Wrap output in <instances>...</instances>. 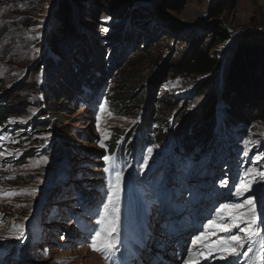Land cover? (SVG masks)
<instances>
[{"label": "rangeland", "instance_id": "1", "mask_svg": "<svg viewBox=\"0 0 264 264\" xmlns=\"http://www.w3.org/2000/svg\"><path fill=\"white\" fill-rule=\"evenodd\" d=\"M61 1L0 0V102L19 101L13 111L22 112L8 116L0 128V264H181L177 248L186 256L199 243H220L232 236L240 238L245 247L242 253L248 254L239 255L234 262L228 260L231 255L221 259L218 255L217 264H264V231L261 235V229L258 231L264 219L248 230V216L232 226L233 216L245 209L216 211L222 204H242L248 198L249 192L237 194L236 187L242 177L254 179L245 177V170L264 172V115L255 118L245 133L248 135L241 137L233 125L226 128L229 134L223 130L221 116L225 113L218 112L204 156L190 166L179 165L172 157L169 133L184 105L195 124L206 100L199 95L206 78L176 76L170 71L171 60L193 41L208 47L210 38L217 37L216 25L229 35L215 48L220 73L244 34L264 32V0L227 4L217 18L211 12L219 0H183L180 11L172 13H160L154 2L136 4L122 18L87 1L73 3L76 31L91 36L93 45L103 50L111 74L99 97L90 99L86 93L88 96H80L77 109L68 102L66 110L58 108L59 113L42 117L40 110L50 101L52 82L67 58L56 63L50 47L52 37L61 36L63 26L55 14ZM96 12L97 19L88 23L86 18ZM64 39L68 44L57 45L60 52L77 41L71 36ZM144 47L146 53L136 58L135 49ZM85 53L93 55L88 50ZM122 76L130 78L126 88L136 91V97L153 85L158 87L156 98L164 100L159 107L166 109L158 123L168 137L157 148L150 147V154L148 146L138 142L142 138L138 130L142 108L136 109L134 100L123 109L109 101ZM219 76L211 81L216 83ZM215 83L220 100V81ZM168 102L177 105L170 110ZM40 122H47L45 129L39 128ZM11 130L30 135L31 140L19 148ZM117 131L136 136L130 155L134 162H116L115 156H110L122 177L115 201L118 211L112 213L110 205L105 214L115 172L104 171L108 165L102 157L108 155L109 141L115 140ZM122 139H116L117 144ZM55 143L60 154L53 160L47 152ZM255 180L252 187L260 198L256 210L258 217H264V182ZM60 189V200L49 205L54 191ZM9 192L15 194L6 195ZM104 215L108 219L101 230L96 221ZM14 224L23 225L19 239L20 230L13 231ZM221 226L229 231H221ZM97 231H101L96 237L97 248L114 247L104 252L93 250ZM140 240L146 248H142L140 260H134V245ZM213 248L221 253L217 245ZM238 250L241 252L240 247Z\"/></svg>", "mask_w": 264, "mask_h": 264}, {"label": "trees", "instance_id": "2", "mask_svg": "<svg viewBox=\"0 0 264 264\" xmlns=\"http://www.w3.org/2000/svg\"><path fill=\"white\" fill-rule=\"evenodd\" d=\"M82 0H62L57 7L55 14L57 15V22L62 24L60 38L52 37L50 47L52 56L56 57V63H59L63 57L65 58L64 69L56 75L55 80L52 82V96L49 102H44L43 110L40 113L42 117L46 115L59 113L58 108L66 110L67 103L73 104L77 109L81 104L80 96L86 93L89 98L93 99L102 93L104 84L110 72L106 68L103 50H99L96 45H93L91 36L79 34L74 27L72 16L74 15L72 4L80 3ZM97 6L98 9L103 8L108 12L117 14L122 18L127 14L131 8L136 4H150L155 3V8L160 13L178 12L183 6V0H83ZM240 0H219L217 8L212 9L211 15L217 18L223 12V7L227 4L235 5ZM93 13V12H92ZM90 13L86 18L89 23L91 19H97L98 13L94 15ZM217 37L210 38V45L203 48L196 45L195 41L176 53V59L170 66L171 70L176 76H196L199 78H206L202 82V87L199 89V95L206 97L202 102L200 111L197 113L196 123L193 124L190 115L191 111H186L184 105L179 116L175 120V126L169 133L172 134V157L178 161L179 165H194L201 160L207 150L206 144L212 137L211 131L215 128L218 112L225 113L221 116L223 130L227 126L233 125L236 135L243 136L249 131V127L253 124L255 118L264 115V32H249L244 34L240 41L237 42L234 50L228 57L226 64L221 68L220 59L215 48L229 39L226 31L214 25ZM71 36L76 38V42L70 47H66L61 52L58 51V46H67L65 37ZM80 37V39H79ZM79 41V42H78ZM119 41L114 39L113 43ZM64 43V44H63ZM58 45V46H57ZM57 47V48H56ZM187 49V50H186ZM90 51L89 55L85 51ZM209 51H212L210 53ZM136 58L146 53L145 47L143 49H135ZM223 65V64H222ZM169 67V66H168ZM218 71V73H217ZM220 75V100L217 90L213 88L214 81L211 77ZM124 77V76H122ZM120 77L118 87L113 90L109 101L113 107L123 109L127 107L130 100H134L135 108H142V122L138 126L142 138L138 140L139 145L147 148H157L167 140V134L161 130V123L159 120L164 113L165 107L164 100L156 98L157 86L150 85L136 97V91H129L126 86L130 83V78L125 76ZM208 77V78H207ZM58 78V79H57ZM215 83V86H216ZM120 85V86H119ZM212 92V93H211ZM217 92V93H216ZM210 93V96L207 97ZM87 95V94H86ZM88 96V95H87ZM97 97V98H98ZM18 98V96H17ZM96 98V99H97ZM95 99V100H96ZM219 101V105H218ZM7 102H0V128L5 125L8 116H20L22 112H14L13 107L19 104V101L10 100ZM169 109L176 107L177 104L167 103ZM61 111V110H60ZM57 117H59L57 115ZM60 120V118H58ZM156 123V124H155ZM47 122H40V129L46 128ZM35 129L33 132H37ZM11 138L16 140V145L22 148L31 140V136L23 134L20 131L11 130ZM122 131H117V135L109 141L108 156H115L116 162L124 161L127 164L133 163L130 160L131 150L133 148L134 139L136 136L133 132L123 134ZM205 133V134H204ZM203 134V135H202ZM248 135V134H245ZM122 139L120 144H117L116 139ZM18 140V141H17ZM114 140V141H112ZM58 143L54 144V148L50 147L47 154L52 156L53 160L59 157ZM174 151V152H173ZM71 160L69 163H72ZM62 189V188H61ZM61 189L54 191L53 197H50V204L53 205L56 201L60 200ZM50 214V213H49ZM51 215V214H50Z\"/></svg>", "mask_w": 264, "mask_h": 264}, {"label": "snow or ice", "instance_id": "3", "mask_svg": "<svg viewBox=\"0 0 264 264\" xmlns=\"http://www.w3.org/2000/svg\"><path fill=\"white\" fill-rule=\"evenodd\" d=\"M105 31H107V29H105ZM101 147H104L103 143H101ZM152 152V149L149 148L148 149V153L150 154ZM0 155H2V153H0ZM46 159V158H45ZM102 159L105 161V164L108 165L105 167L104 171L105 172H109L110 170L115 172V182L112 183L111 186V191L108 194V202L104 205V212L105 214L109 213V206H112V213H115L118 211V209L115 207V201L116 199L119 197V193H120V183H121V177H122V172L121 171H116L115 170V162L113 161V159L108 156V155H104L102 157ZM252 175L254 177L253 180H247L244 177L241 178L240 183L236 186L237 187V194H239L240 192H249L250 195L248 196V198L242 203V204H222L220 205V207L218 209H216L217 212H224V211H232V210H237V209H245L244 212H240L238 215H234L233 216V227H236V223L235 221L241 218H244L245 216L249 217L248 220V230H251L252 227L254 225H257L258 220L260 219H264V217H258L257 214V210H256V205L259 202V197L255 194V189L252 187L253 183L256 182L255 178H259V180L261 182H264V172L259 171L257 169H247L245 170V177ZM261 189L264 190V183H261ZM15 193H6V195H14ZM108 219L107 215L101 216L99 219H97L96 223L98 225L101 226V230L103 229L104 224L106 223ZM209 225H212V221H209ZM20 230L19 231V235L16 237L17 239H19L20 237L23 236V225H13L12 226V230L16 231V230ZM221 231H229V229L227 227H223L221 226L220 228ZM112 231H115V228L112 229ZM101 235V231H97L95 234V237H93L92 240V244L91 247L93 248V250L96 251H108L111 248L114 247L113 244H108L105 245L104 248H97V240L96 237H99ZM2 238V237H0ZM234 242V243H233ZM217 247L219 248V250L224 253L225 255L222 256L221 258H226L227 255H231V256H239L241 254L243 255H247V252L241 253L238 248L239 247H243V244L240 240L239 237L237 236H232L230 237L228 240L225 241H221ZM215 250V248L210 249V252ZM201 255H204L203 253H201ZM186 264H192L191 259L189 261L186 262Z\"/></svg>", "mask_w": 264, "mask_h": 264}, {"label": "bare ground", "instance_id": "4", "mask_svg": "<svg viewBox=\"0 0 264 264\" xmlns=\"http://www.w3.org/2000/svg\"><path fill=\"white\" fill-rule=\"evenodd\" d=\"M145 245L142 243V242H140V241H138V243H136V246H135V255H137V251L140 249V248H143ZM137 247V248H136ZM133 256V255H132ZM132 258H137L136 256H133ZM217 258H218V260H219V257H217V256H215L214 258H210L208 261H211V260H214V261H216L217 260Z\"/></svg>", "mask_w": 264, "mask_h": 264}]
</instances>
